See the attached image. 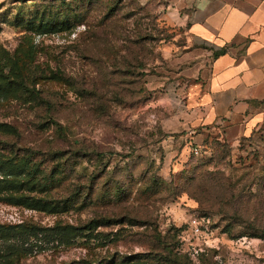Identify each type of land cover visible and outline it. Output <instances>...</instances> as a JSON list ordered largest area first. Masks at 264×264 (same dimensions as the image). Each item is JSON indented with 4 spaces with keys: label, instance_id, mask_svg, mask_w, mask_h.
Returning a JSON list of instances; mask_svg holds the SVG:
<instances>
[{
    "label": "rangeland",
    "instance_id": "rangeland-1",
    "mask_svg": "<svg viewBox=\"0 0 264 264\" xmlns=\"http://www.w3.org/2000/svg\"><path fill=\"white\" fill-rule=\"evenodd\" d=\"M164 4L0 0V226L120 219L94 255L37 241L14 257L8 237L0 264H158V239L191 264H264V126L184 143L199 78Z\"/></svg>",
    "mask_w": 264,
    "mask_h": 264
},
{
    "label": "crops",
    "instance_id": "crops-1",
    "mask_svg": "<svg viewBox=\"0 0 264 264\" xmlns=\"http://www.w3.org/2000/svg\"><path fill=\"white\" fill-rule=\"evenodd\" d=\"M164 1L188 52L184 76L199 78L177 116L181 137L234 145L264 126V0Z\"/></svg>",
    "mask_w": 264,
    "mask_h": 264
},
{
    "label": "trees",
    "instance_id": "trees-1",
    "mask_svg": "<svg viewBox=\"0 0 264 264\" xmlns=\"http://www.w3.org/2000/svg\"><path fill=\"white\" fill-rule=\"evenodd\" d=\"M39 208V207H38ZM42 211L57 212L56 206H42ZM61 211V210H60ZM120 219L110 220L104 217H94L87 220L82 225H67V224H54L48 227H40L35 224L21 221L20 224L15 226L2 227L0 226V239L7 240L8 237L12 238L11 249L15 251L14 257H17L16 253L18 244L25 245L27 249H31L35 246L36 242H39V246L42 249L54 250L58 247L68 246L75 244L82 249L91 250L92 255L95 247L103 246L115 239L113 234L111 237L107 233L97 231V228L107 226L109 224L119 223ZM158 249L160 255H162L161 262L158 264H191L189 258L185 254H177V252L169 250L170 245L167 241L157 240ZM28 246V247H27ZM120 262H114L112 264H119ZM74 264V262H73ZM126 264H154L138 261H131Z\"/></svg>",
    "mask_w": 264,
    "mask_h": 264
},
{
    "label": "built area",
    "instance_id": "built-area-1",
    "mask_svg": "<svg viewBox=\"0 0 264 264\" xmlns=\"http://www.w3.org/2000/svg\"><path fill=\"white\" fill-rule=\"evenodd\" d=\"M13 221H14L15 223H19V222H20V221L18 220V217H17V216L13 219Z\"/></svg>",
    "mask_w": 264,
    "mask_h": 264
}]
</instances>
